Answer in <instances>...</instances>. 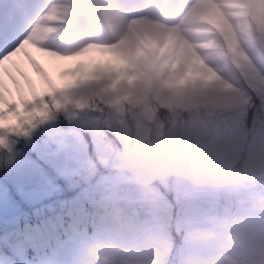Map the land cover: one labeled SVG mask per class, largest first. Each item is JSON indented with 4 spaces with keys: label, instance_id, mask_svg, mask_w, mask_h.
Listing matches in <instances>:
<instances>
[{
    "label": "rangeland",
    "instance_id": "374dc122",
    "mask_svg": "<svg viewBox=\"0 0 264 264\" xmlns=\"http://www.w3.org/2000/svg\"><path fill=\"white\" fill-rule=\"evenodd\" d=\"M140 2L146 7L155 4L161 9L172 5L171 0ZM176 2L192 10L206 9V18L196 19L190 25L199 30V35L185 32L184 25H180L181 34L199 46L196 51L205 64L213 69L225 68L219 75L226 82L247 87L249 81L233 63L229 43L237 53H243L250 67L264 69V18L254 14L255 8L264 6V0ZM246 16L253 20L252 28L251 21L244 24ZM177 17L176 11L171 22L176 23ZM225 34L228 41L224 39ZM33 56L57 85L71 80L61 73L76 63L108 58L97 52L73 61L54 60L35 51ZM18 59L39 87L40 78L23 57ZM257 72L264 75V71ZM164 105L154 104L152 111ZM257 106L249 104L239 116L221 112L212 125L208 144L218 151H233L243 132L248 144L247 156L257 155L264 144V107ZM79 111L69 121L60 120L62 116L58 117L57 111L50 112L49 117H57L31 128L26 135L12 137L0 148V264H72L80 245L104 238L106 229L111 227L105 199L109 196L124 202L122 206L126 205V214L134 224L153 228L159 224L168 238L170 250L169 218L182 220V239L176 241V258L171 264H186L197 231L208 226L209 218L221 215L225 206L241 211L264 198V184H257L255 188L242 189L235 197L204 186L196 197L189 199L184 196L189 187L185 177L169 175L150 181L161 193V202L156 220H149L145 226L142 221L148 218V209L137 203L138 184L130 178V166L125 157L126 151L134 147L118 135L123 114L108 105L81 107ZM189 201L196 203L188 207ZM81 217L93 224L92 231H88L86 225L74 229L73 219ZM199 255L213 257L214 247L201 249Z\"/></svg>",
    "mask_w": 264,
    "mask_h": 264
},
{
    "label": "snow or ice",
    "instance_id": "6c2138e0",
    "mask_svg": "<svg viewBox=\"0 0 264 264\" xmlns=\"http://www.w3.org/2000/svg\"><path fill=\"white\" fill-rule=\"evenodd\" d=\"M176 11L175 5L146 7L140 0H2L0 131L26 135L51 111L73 102L75 92L92 93L93 102L123 115L136 108L151 111L154 104L180 103L189 91L196 100L211 99L226 107L232 97L219 81L213 82L208 72L194 76L190 71L178 27L153 18L158 13L171 18ZM254 14L264 18V6ZM192 15L204 20L206 9L196 7ZM33 51L59 61L78 60L90 52L108 58L76 63L61 73L71 80L57 85ZM20 57L40 78L39 87ZM236 59L254 90L264 92V75L243 57ZM212 89L220 94L208 96ZM77 106H84L83 99ZM6 145L7 138L0 136V146Z\"/></svg>",
    "mask_w": 264,
    "mask_h": 264
},
{
    "label": "clouds",
    "instance_id": "9594fccd",
    "mask_svg": "<svg viewBox=\"0 0 264 264\" xmlns=\"http://www.w3.org/2000/svg\"><path fill=\"white\" fill-rule=\"evenodd\" d=\"M171 4L178 12L176 23L162 13L153 18L179 30L180 25H184L185 32L199 35V30L190 27L197 19L192 15V9L180 7L176 0H171ZM180 39L182 48L190 56L193 75L210 73L212 81H219L222 88L228 91L231 102L226 107H218L211 99H194V93L189 91L180 103L164 105L154 111L136 108L122 115L118 135L136 150L158 147L170 160L182 164L183 175L189 184L184 192L186 198L196 197L204 186L235 197L246 187L255 188L257 184H264V144L255 156H247L248 144L243 132L233 151H218L208 144L212 125L221 112L239 116L249 104L264 107V92L255 91L251 81L247 87L226 82L217 75L225 70L224 67H218L215 71L208 68L197 54L199 46L190 43L186 35L181 34ZM224 39L228 41L229 37L225 34ZM229 51L233 54V63L239 67L236 57H246L243 53H237L231 43ZM218 94L219 89L207 93L210 97ZM22 135L0 131V136L7 138V144L12 137ZM136 183L139 190L137 203L148 209V218L142 221L146 226L149 220H156L161 193L150 181L138 179ZM105 199L111 227L106 229L104 238L80 245L72 264H171L169 241L159 224L155 228L140 227L126 214V205L122 206V200L111 196ZM192 243L194 247L186 264H264V198L241 211L225 206L221 215L209 218L208 226L197 231ZM208 246L214 247L215 255L201 257L199 251Z\"/></svg>",
    "mask_w": 264,
    "mask_h": 264
},
{
    "label": "water",
    "instance_id": "95a60500",
    "mask_svg": "<svg viewBox=\"0 0 264 264\" xmlns=\"http://www.w3.org/2000/svg\"><path fill=\"white\" fill-rule=\"evenodd\" d=\"M103 110L101 111V114ZM125 157L130 165V178L133 181H153L169 175H183V165L170 160L158 147L152 150L130 148Z\"/></svg>",
    "mask_w": 264,
    "mask_h": 264
},
{
    "label": "trees",
    "instance_id": "16d2710c",
    "mask_svg": "<svg viewBox=\"0 0 264 264\" xmlns=\"http://www.w3.org/2000/svg\"><path fill=\"white\" fill-rule=\"evenodd\" d=\"M249 21H251L250 28H252L253 27V20L249 19L248 16L244 17V19H243L244 24L246 23V25H247V22H249ZM91 95H92V93L75 92L73 94V102L67 104L66 106L62 107L61 109H58V110L54 109L53 111H57L58 112V115H57L58 117H60V114H61L62 118L60 120L69 121L70 119L74 118L73 116H75L76 114H78L80 112L79 110L81 109V107L77 106V102L80 101L81 99H83V101H84V106L83 107H87V106L89 107L91 105H93V106L94 105L95 106L107 105V104L98 105L96 102H93L91 100ZM257 99H258V97H257ZM256 105H258L257 108L262 107L259 104H254V106H256ZM53 111H51V112H53ZM56 117L53 118V117H49L48 116L47 119H45L42 122L37 123L36 126L43 125L46 121L48 122L52 118L55 119ZM194 203H196V202L195 201H189L186 204V206L189 207L190 205H192ZM180 218L182 219V216H180L179 219ZM73 220L75 222L74 224H75L76 229H79L80 227L85 226V225H86V227L88 228L89 231H91V229H93L92 228L93 225L91 223H89L88 221H84L83 217H81L80 219H76L75 218ZM179 223H181L180 226H179ZM168 225L170 227V231H171V235H172L170 260H175V258H176L175 254H176V251H177V243H176V241H178V240H180L182 238L184 225L182 223V220H179V222H178L177 219H175V218L174 219L173 218H169ZM63 236H64V234H63ZM29 252L32 253L31 250H29Z\"/></svg>",
    "mask_w": 264,
    "mask_h": 264
},
{
    "label": "bare ground",
    "instance_id": "6f19581e",
    "mask_svg": "<svg viewBox=\"0 0 264 264\" xmlns=\"http://www.w3.org/2000/svg\"><path fill=\"white\" fill-rule=\"evenodd\" d=\"M241 1H242V0H241ZM220 2H221V1H220ZM222 3H224V2H222ZM222 3H221V4H222ZM232 3H233V2H232ZM232 3H231V4H232ZM229 5H230V3H229ZM224 7H225V6H224ZM224 7H223V8H224ZM226 7H227V5H226ZM129 166H130V165H129ZM183 177H184V176H183ZM133 182H136V181H133ZM181 239H182V238H181ZM181 239H180V240H181ZM9 256H10V255H9Z\"/></svg>",
    "mask_w": 264,
    "mask_h": 264
}]
</instances>
